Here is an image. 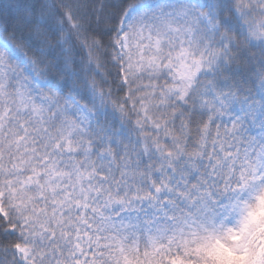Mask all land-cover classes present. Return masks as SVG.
Instances as JSON below:
<instances>
[{
	"label": "clouds",
	"instance_id": "clouds-1",
	"mask_svg": "<svg viewBox=\"0 0 264 264\" xmlns=\"http://www.w3.org/2000/svg\"><path fill=\"white\" fill-rule=\"evenodd\" d=\"M112 2L0 0V51L7 70L0 80V172H12L13 159L26 160L25 171L33 165L46 170L42 181L76 186L77 158L93 159L98 169H111L109 179L93 176L85 183L102 185L105 191L111 185L131 201L125 209L93 194L117 224L135 225L128 229L127 243L148 250L143 264H264V0H119L134 5L124 21L130 43L141 30L145 37L149 32L162 37L160 70L139 77L161 86L179 84L164 62L181 44L201 58L186 99L174 91L159 106L160 111L177 109L168 123L178 137L166 138L163 129L159 133L176 153L174 168L168 166L169 157L151 147V136L144 135L155 130L139 127L135 112L124 114L116 106L127 86L113 59V40L121 27L120 18L109 11ZM66 99L75 107H67ZM32 103L42 105L38 113ZM77 109L87 121H80ZM185 118L190 131L182 123ZM68 121L82 123L72 136L76 152L64 151L61 138L67 132L62 129ZM209 121L201 144V126ZM21 122L28 132L18 142L24 132ZM217 125L221 132L229 130V156L214 143ZM177 143L184 144L182 151ZM109 146L118 156L126 148L132 152L130 166L144 175L113 184L118 165L104 164L110 157L101 152ZM194 150L200 154L193 155ZM43 156L49 159L42 163ZM61 170L63 175L53 176ZM149 176H163L170 188L156 193ZM37 189L33 184L29 190ZM138 191H151L156 199H137Z\"/></svg>",
	"mask_w": 264,
	"mask_h": 264
},
{
	"label": "snow or ice",
	"instance_id": "snow-or-ice-1",
	"mask_svg": "<svg viewBox=\"0 0 264 264\" xmlns=\"http://www.w3.org/2000/svg\"><path fill=\"white\" fill-rule=\"evenodd\" d=\"M133 6V4L124 6L119 0H113L109 8L111 13L120 18L121 32L113 40L112 52L113 59L119 65V79L127 86L122 89V102H118L116 106L124 114H127L129 109L135 112L137 114L135 122L139 127L145 128L147 124L155 130L146 131L144 135L151 136V147H155L161 155L169 157L168 166L174 168L172 158L176 153L167 142L161 141L159 133L163 129L166 138L178 137L176 129L170 127L168 123L170 119H175L177 109L160 111L159 106L167 104V95L174 91H179L180 99H186L196 73L201 67V58L193 56L191 49L181 44L179 49L170 53L168 60L164 62V66L172 69L173 80H179V84L166 83L161 86L159 81L152 79L145 81L139 77V73L149 70L150 73H154L160 70L161 57L157 53L161 48L162 37L152 36L151 32L145 37L141 30L137 38L129 42V33L124 28V21L128 19V13ZM169 43L172 44L173 41L170 40ZM4 55L5 53L0 51V80L7 75L3 64ZM140 85H143V88L137 91ZM2 87L3 84L0 83V88ZM19 91L21 99H26L24 92ZM64 103L67 107H75L70 100L66 99ZM23 106L29 105L25 103ZM41 107L42 105L37 103L31 104V108L37 113ZM77 114L81 122L87 121L88 117L79 109ZM182 123L185 129L190 131V120L185 118ZM210 126V121L201 126V144L204 143L203 137ZM21 127L24 132L16 137L18 142L24 140L28 132V127L23 122ZM81 127L82 123L76 121H68L65 124L62 130L67 132V137L61 138L64 142V151H79V146L73 144L72 136ZM228 136L229 130L226 127L221 132L220 126H216L217 141L214 143L219 142L225 156L232 154L225 149ZM60 143V140L56 142L57 148ZM87 143V151H90L91 141ZM176 147L182 151L184 144L177 143ZM149 150L150 146L145 143L144 151ZM101 152H106L110 157V160L103 162L104 164L118 165L119 177H111L113 184L129 180L135 182L137 177L144 175L141 168L130 166L132 152L127 148L124 154L119 156L111 146L101 149ZM192 154L200 153L194 150ZM48 159V156H43L41 162H46ZM77 160L80 177L76 186L42 181L41 174L46 170L33 165L25 171L26 160L13 159L12 172L7 175L0 172V264H143L142 258L148 255V250L142 252L135 243H127L128 229L135 225L123 221L117 224L111 216L104 214L93 194L95 197L103 195L107 204L120 203L125 209L131 201L120 195L119 190L113 192L111 185L105 191L102 185L85 183L93 176H99L103 180L109 179L111 169L109 168L108 172L98 169L96 161L90 158L80 157ZM63 174L61 170L54 172L53 176ZM148 179L156 193L161 192L165 187L170 188L168 180L163 176L159 179L149 176ZM33 184L38 186L35 192L29 190ZM61 188L64 190L57 195V190ZM5 193H7V201H5ZM134 197L156 199L151 191H138Z\"/></svg>",
	"mask_w": 264,
	"mask_h": 264
}]
</instances>
